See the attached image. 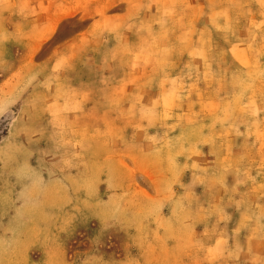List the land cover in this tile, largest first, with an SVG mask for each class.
Segmentation results:
<instances>
[{
  "label": "rangeland",
  "instance_id": "obj_1",
  "mask_svg": "<svg viewBox=\"0 0 264 264\" xmlns=\"http://www.w3.org/2000/svg\"><path fill=\"white\" fill-rule=\"evenodd\" d=\"M0 264H264V0H0Z\"/></svg>",
  "mask_w": 264,
  "mask_h": 264
}]
</instances>
